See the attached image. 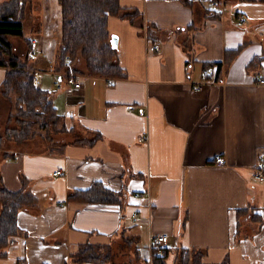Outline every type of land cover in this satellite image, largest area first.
Masks as SVG:
<instances>
[{"label": "crops", "instance_id": "crops-1", "mask_svg": "<svg viewBox=\"0 0 264 264\" xmlns=\"http://www.w3.org/2000/svg\"><path fill=\"white\" fill-rule=\"evenodd\" d=\"M119 1L139 13L107 21L122 77L90 75L80 55L61 67L59 0L28 4L24 34L34 55L26 56L20 37L24 52L15 53L39 86L60 70L81 87L72 92L53 81L49 91L67 131L48 142L35 136L44 146L0 147L2 183L35 196L18 213L25 234L0 250V264H109L96 253L120 239L123 264H152L149 240L158 233L169 236L167 264H264V180L255 176L264 158V0H232L222 14L208 0ZM94 181L121 202L68 199ZM87 244L93 258L78 260Z\"/></svg>", "mask_w": 264, "mask_h": 264}, {"label": "trees", "instance_id": "trees-1", "mask_svg": "<svg viewBox=\"0 0 264 264\" xmlns=\"http://www.w3.org/2000/svg\"><path fill=\"white\" fill-rule=\"evenodd\" d=\"M31 1L2 0L0 3V67H4V75L0 80V96L13 102L14 110L11 111L7 123H15L6 126L4 135L16 142L31 140L40 135L48 142L52 140V134L65 131L67 126L60 121L59 112L49 90L37 84L33 70L27 66L26 60L22 61L14 52L12 41L9 39L10 36L23 38L27 43L26 56L29 55L32 42L24 34V18ZM59 3L62 17V40L59 51L61 67H64L67 57L74 59L80 55L85 59L90 75L107 77L125 75L116 60L117 50L111 43L107 21L110 15L134 21L139 13L127 11L119 0H59ZM216 11L222 14L220 10ZM240 14L243 13H237V18ZM243 17L245 21L244 14ZM242 46L243 44H239L233 49H228L226 58H232ZM216 65L214 74L215 78H218L221 63ZM206 66L211 67L212 64ZM3 137L0 134V146L4 145ZM34 199L35 196L20 188H7L0 178V250L7 247L14 236L25 234L19 226L18 213ZM68 199L98 203L121 202L119 192L105 186L101 181H94L86 189L72 191ZM93 253L91 245H84L77 253L78 260L91 259ZM167 257L165 248L162 253L153 254L152 264H167ZM222 264L227 263L224 261Z\"/></svg>", "mask_w": 264, "mask_h": 264}, {"label": "rangeland", "instance_id": "rangeland-1", "mask_svg": "<svg viewBox=\"0 0 264 264\" xmlns=\"http://www.w3.org/2000/svg\"><path fill=\"white\" fill-rule=\"evenodd\" d=\"M209 1V0H208ZM226 3H230L232 0H224ZM2 2V0H0V3ZM211 3V1H209V4ZM29 8V7H28ZM27 8V12H26V15H25V18H24V23L27 21V23H28V21H30V18H29V15H28V11H29V9ZM35 12V11H34ZM28 26H29V24H28ZM30 29V28H29ZM29 29H27L26 28V31H27V33L29 32ZM49 29H47V31H48ZM31 31L32 32H35L36 31V25H35V23L32 25V28H31ZM44 31H46V28H44ZM37 32V31H36ZM24 33H25V29H24ZM46 33V32H45ZM9 39L11 40V41H13V44H14V49L16 50V51H14V52H16V53H19V54H23V49H21V47H20V38L19 37H9ZM23 51V52H22ZM41 56V54L40 53H37V56H36V58L35 59H33V58H29V62H32V61H36L37 60V58H39ZM20 58V57H19ZM23 60H25V59H22V61ZM44 68H48V66L47 65H44L43 66ZM38 75V77H40V78H42L43 77V75L44 74H37ZM54 81V79L52 80V77L50 76V75H48V74H45V76H44V78L42 79V80H40L38 83L40 84V86L43 88V89H46V90H49L50 91V88H52V82ZM64 83V82H63ZM53 91L54 92H56L55 91V88L53 87ZM1 99H5L4 97H2V96H0V134L1 135H3L4 137H3V142H4V145H6V144H10V143H12V144H15V143H22V146L21 147H19V148H21V149H25L26 147H27V145L29 144V143H27V142H30V139H27V141H20V142H16L15 140H13V139H10V138H8L7 136H5L4 135V133H5V129H6V126L9 124V123H7V120H8V118H9V116L12 114L11 113V111H13L14 110V106H13V102L12 101H10L9 99L8 100H6V101H2ZM10 104V108H9V111L7 110V108H8V105ZM9 125H15V123H10ZM44 135V134H43ZM40 138V137H39ZM41 139H42V137H41ZM32 141H34L35 140V143L37 144V145H39L40 144V146L41 145H43L44 146V144H43V142L39 139H37V138H33V139H31ZM24 143V144H23ZM3 145V144H2ZM40 146H39V148H40ZM1 147V146H0ZM35 149V148H34ZM37 149V148H36ZM35 149V150H36ZM41 149V148H40ZM1 152V151H0ZM173 238V237H172ZM120 241H122L121 239H120ZM120 241H118V242H120ZM118 242H115V244L113 245L112 244V246H108L107 248H103V249H101L100 251H98V254L96 253V255L99 257V258H101V259H105V260H109V264H123V261H124V259H127L126 257H124V255H123V253L122 252H118V250H120V247L118 246ZM171 242V241H170ZM120 246L122 247V248H124V246L122 245V242H120ZM123 250H125V249H123ZM174 256H176V254L174 255V253H171L170 254V259H171V262H173V260H176V257H174ZM139 264V263H138ZM142 264V263H141ZM175 264H176V262H175ZM177 264H179L178 262H177Z\"/></svg>", "mask_w": 264, "mask_h": 264}, {"label": "built area", "instance_id": "built-area-1", "mask_svg": "<svg viewBox=\"0 0 264 264\" xmlns=\"http://www.w3.org/2000/svg\"><path fill=\"white\" fill-rule=\"evenodd\" d=\"M211 8L214 10H220L222 13L227 12L230 9V6L228 3H226L224 0H213L211 1ZM240 21H244L243 14H240L238 16ZM156 50L160 49V46L155 47ZM34 55V51L31 50L30 56ZM70 57H67L65 65H69ZM54 85L58 89H62L67 84L69 86L68 90L75 92L77 89L81 87V82L77 81L76 75L72 72L68 71H54ZM35 80L38 81L37 77L35 76ZM261 82H264V79H260ZM64 82V83H63ZM204 84L202 82L197 83L194 85V88L197 90L203 89ZM215 161L218 165L224 164V157L222 155H216ZM259 172L255 173V176L260 179L264 180V158L261 157V160L258 164ZM55 174H60L61 171L57 170L54 172ZM133 217H137V212H133ZM169 240V236L166 233H158V234H152L150 236L149 240V249L153 254L155 253H162L167 245V242ZM18 264H26L25 262H19Z\"/></svg>", "mask_w": 264, "mask_h": 264}, {"label": "bare ground", "instance_id": "bare-ground-1", "mask_svg": "<svg viewBox=\"0 0 264 264\" xmlns=\"http://www.w3.org/2000/svg\"><path fill=\"white\" fill-rule=\"evenodd\" d=\"M15 51H16V50H15ZM23 58H24V57H23ZM21 59H22V58H21ZM63 126H64V124H63ZM63 126H62V127H63ZM65 126H67V125H65ZM65 126H64V128H65ZM71 126H72V124H71ZM71 128H73V127H71ZM71 128H70V131H71ZM65 129H66V128H65ZM68 130H69V129H68ZM66 131H67V130H66ZM63 132H64V131H63ZM68 132H69V131H68ZM78 135H79V134H78ZM92 135H93V134H92ZM94 135H95V133H94ZM98 135H99V134H98ZM98 135H97V137H99ZM90 138H91V137H90ZM80 139H81V138H80ZM83 139H87V138H83ZM94 139H96V135H95V138H94ZM97 139H98V138H97ZM75 140H77V139H75ZM75 140H74V142H76ZM89 140H90V139H89ZM89 140H88V141H89ZM80 141H81V140H80ZM80 141H78V142H80ZM82 141H83V140H82ZM86 141H87V140H86ZM91 141L93 142V139H92ZM91 141H90V143H92ZM84 142H85V141H84ZM80 143H81V142H80ZM90 143H89V145H90ZM77 144H79V143H77ZM82 144H83V143H82ZM85 144H87V143H85ZM61 147H63V146H61ZM134 174H135V173H134ZM130 175L132 176V174H130Z\"/></svg>", "mask_w": 264, "mask_h": 264}, {"label": "water", "instance_id": "water-1", "mask_svg": "<svg viewBox=\"0 0 264 264\" xmlns=\"http://www.w3.org/2000/svg\"><path fill=\"white\" fill-rule=\"evenodd\" d=\"M111 43H112V45L115 47L116 46V44H117V37H116V35H111Z\"/></svg>", "mask_w": 264, "mask_h": 264}]
</instances>
